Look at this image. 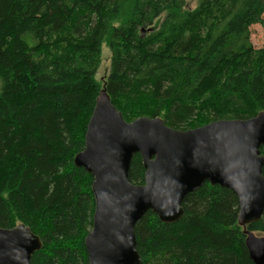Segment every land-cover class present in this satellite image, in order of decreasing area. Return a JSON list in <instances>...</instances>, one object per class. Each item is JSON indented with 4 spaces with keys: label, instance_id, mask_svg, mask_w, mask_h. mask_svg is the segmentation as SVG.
I'll list each match as a JSON object with an SVG mask.
<instances>
[{
    "label": "trees",
    "instance_id": "16d2710c",
    "mask_svg": "<svg viewBox=\"0 0 264 264\" xmlns=\"http://www.w3.org/2000/svg\"><path fill=\"white\" fill-rule=\"evenodd\" d=\"M186 1L0 0V228L41 238L32 264H88L93 177L74 159L103 89L127 122L181 131L264 112V48L251 42L264 0ZM144 175L136 155L130 181ZM183 209L173 224L153 212L137 224L142 264H254L245 231L264 234V215L243 228L237 196L209 183Z\"/></svg>",
    "mask_w": 264,
    "mask_h": 264
},
{
    "label": "water",
    "instance_id": "95a60500",
    "mask_svg": "<svg viewBox=\"0 0 264 264\" xmlns=\"http://www.w3.org/2000/svg\"><path fill=\"white\" fill-rule=\"evenodd\" d=\"M264 112L248 120H219L187 131L161 118L127 122L103 89L74 164L93 177V227L85 239L88 264H142L135 227L153 212L164 224L185 214L184 199L206 183L232 191L243 228L264 215ZM140 155L144 184L130 181ZM254 264H264V237L246 230ZM43 248L30 227L0 228V264H32Z\"/></svg>",
    "mask_w": 264,
    "mask_h": 264
},
{
    "label": "rangeland",
    "instance_id": "374dc122",
    "mask_svg": "<svg viewBox=\"0 0 264 264\" xmlns=\"http://www.w3.org/2000/svg\"><path fill=\"white\" fill-rule=\"evenodd\" d=\"M187 8L188 9H195L198 4V0H187ZM166 17V13L162 14L156 21H155V28H158L163 20ZM251 42L254 45L255 49H262L264 48V25H254L251 27ZM110 51L107 46L104 44L103 46V53H102V64L100 69L97 73V79L100 82H104L107 78L109 71H110ZM258 237H264V234L255 233Z\"/></svg>",
    "mask_w": 264,
    "mask_h": 264
}]
</instances>
